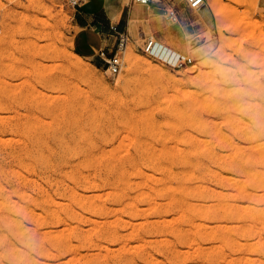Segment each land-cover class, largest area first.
Returning a JSON list of instances; mask_svg holds the SVG:
<instances>
[{
  "label": "rangeland",
  "instance_id": "1",
  "mask_svg": "<svg viewBox=\"0 0 264 264\" xmlns=\"http://www.w3.org/2000/svg\"><path fill=\"white\" fill-rule=\"evenodd\" d=\"M155 4L150 9L134 4L142 19L128 22L116 35L112 53L124 39L121 66L110 75L102 59L93 61L77 50L79 30L65 0H0V200L5 201L0 217L17 220L14 227L20 229L12 237L0 222V236L7 240L0 243V264H264V191L251 188L245 178L247 171L259 170L256 176L264 180V165L252 160L258 149L247 148L264 139V8L256 0H205L202 9L187 8L184 20L170 25L165 3ZM147 37L191 63L171 68L149 57L141 50ZM127 52L147 58L160 71L128 69ZM72 53L103 80L76 72ZM64 113L74 120L63 121ZM229 164L235 169L229 171ZM23 192L26 198H18ZM149 202L153 208L144 210ZM55 230L59 234L53 235ZM32 237L39 239L38 249L26 247ZM55 239L66 247L50 246ZM44 247L47 255L39 252Z\"/></svg>",
  "mask_w": 264,
  "mask_h": 264
},
{
  "label": "bare ground",
  "instance_id": "2",
  "mask_svg": "<svg viewBox=\"0 0 264 264\" xmlns=\"http://www.w3.org/2000/svg\"><path fill=\"white\" fill-rule=\"evenodd\" d=\"M124 2V1H123ZM116 13V12H115ZM113 14H114V12H113ZM112 14V15H113ZM130 18H129V24L130 23H134V22H137L138 20H140V19H142V11H141V9L140 8H138V7H135V8H133V11L131 12V15L129 16ZM142 21V20H141ZM52 37V36H51ZM50 37V38H51ZM52 40H53V38H52ZM162 44V43H161ZM60 51V50H59ZM173 51H175V50H173ZM56 52V51H55ZM177 52V51H176ZM49 53H51V52H49ZM60 54V53H59ZM71 59H70V65H71V67L76 71V72H78V73H80V74H82V75H84V76H86L87 78H89L90 80H93V81H102L103 79H102V76H100L99 74H98V72H97V70L92 66H89L88 64H86V63H84L83 61H82V59H81V57H79L78 55H76V54H74V53H72L71 54V57H70ZM125 60H126V66L128 67V69H130L131 70V68H133L135 65H140V66H143V67H146L147 69H149V70H159L160 71V69L158 68V67H153L152 65H151V63H150V61L147 59V58H144V57H141V56H134V55H132V53H130V52H127L126 53V55H125ZM51 65H53V64H51ZM51 69V68H50ZM193 69V68H192ZM47 72V71H46ZM168 73V72H167ZM45 74V73H44ZM162 74H163V72H162ZM167 75V74H166ZM53 76V75H52ZM171 77V76H170ZM59 78V77H58ZM124 78V77H123ZM60 80H61V78H60ZM124 80V79H123ZM122 83V82H121ZM67 85V84H66ZM48 87V86H47ZM164 88V87H163ZM67 89H69L68 87H67ZM66 89V90H67ZM152 89V88H151ZM57 91V90H56ZM70 92V91H69ZM39 93H41V92H39ZM63 93V92H62ZM152 93V92H151ZM42 94V93H41ZM43 94H45L44 92H43ZM50 95V94H49ZM53 95V94H52ZM42 96V95H41ZM59 96V95H58ZM137 97V96H136ZM147 97H149V96H147ZM43 98V97H42ZM63 98V97H62ZM46 99H48V97L46 98ZM150 99V98H149ZM75 101V100H74ZM131 101V100H130ZM76 104V103H75ZM197 104V103H196ZM53 105V104H52ZM137 105V104H136ZM75 107V106H74ZM67 109V108H66ZM135 109V108H134ZM171 109V108H170ZM67 111V110H66ZM85 111V110H84ZM65 112V111H64ZM213 112V111H212ZM126 113V112H125ZM202 113V112H201ZM112 114V113H111ZM110 114V115H111ZM132 114V113H131ZM167 114V113H166ZM230 114V113H229ZM60 115V114H59ZM129 115V114H128ZM175 115V114H174ZM83 116V115H82ZM113 116V115H112ZM228 116V115H227ZM230 116V115H229ZM260 116V115H259ZM245 117V116H244ZM257 117V116H256ZM184 118H186V119H188V120H191V121H196V122H198V121H200V118L199 117H197V116H193V115H191V114H184ZM250 118V117H249ZM232 119H233V117H232ZM239 120L238 121H240V118H238ZM253 119V118H252ZM255 119V121H256V118H254ZM254 119H253V122H254ZM62 120L63 121H65V122H67V123H69L70 121H73L74 120V117H72L71 115H69V114H66V113H64L63 114V116H62ZM116 120V122H117V119H115ZM178 120V119H177ZM208 120H210V118L208 119ZM264 120V119H263ZM61 121V120H60ZM79 121V120H78ZM211 121V120H210ZM227 121V120H226ZM246 121V120H245ZM250 121V120H249ZM115 122V123H116ZM119 122V121H118ZM139 122H140V120H139ZM208 122V121H207ZM224 122V121H223ZM228 122V121H227ZM243 122V121H242ZM92 123V122H91ZM99 123V122H98ZM147 123V122H146ZM218 123H220L219 121L217 122V125H218ZM222 123V122H221ZM231 123V122H230ZM233 123V122H232ZM116 124H118V123H116ZM214 124H215V122H214ZM237 124V123H236ZM243 124H244V122H243ZM97 125V124H96ZM190 125V124H189ZM258 125H259V123H258ZM70 126V125H69ZM84 126V125H83ZM88 126V125H87ZM163 126V125H162ZM249 126V125H248ZM260 126V125H259ZM107 127V126H106ZM139 127H140V125H139ZM221 127V126H220ZM226 127V126H225ZM224 127V128H225ZM122 128V127H121ZM139 129H141V128H139ZM196 129V128H195ZM263 129V128H262ZM209 131V130H208ZM74 132V131H73ZM140 132V131H139ZM221 132H222V130H221ZM237 132V131H236ZM223 133H225V132H223ZM73 134V133H72ZM76 134H78V133H76ZM85 134V133H84ZM107 134V133H106ZM109 135H110V133H108ZM192 135V134H191ZM262 135L264 136V132L262 133ZM107 136V135H106ZM111 136H112V134H111ZM110 136V137H111ZM213 136H215V135H213ZM226 136H228V135H226ZM100 137V136H99ZM123 137L124 136H122V138H120V139H123ZM190 137V136H189ZM200 137V136H199ZM229 137V136H228ZM252 137H253V135H252ZM74 138V137H73ZM72 138V139H73ZM71 139V140H72ZM99 139V138H98ZM113 139V138H112ZM118 139V138H117ZM198 139V138H197ZM81 140V139H80ZM199 140H200V138H199ZM202 140V139H201ZM206 139H204L203 141H205ZM106 141V140H105ZM111 141V140H110ZM116 141H118V140H116ZM122 141V140H121ZM121 141H119V142H121ZM258 141V142H257ZM62 142H64V141H62ZM99 142V141H98ZM87 143V142H86ZM103 143V142H102ZM111 144H112V141L110 142ZM196 143V142H195ZM104 144V143H103ZM107 144V143H106ZM252 144L253 145H250L249 147H247V148H249V149H258V152H257V154H255L254 155V157H253V159L252 160H254V161H257V162H259L260 164H262V165H264V139H261V138H259L258 140H255V142H252ZM87 146V145H86ZM112 146V145H111ZM241 146H243V145H239V147H241ZM246 146V145H245ZM61 147V146H60ZM113 148V147H112ZM101 149H103L102 147H101ZM111 149V148H110ZM110 149H108V150H110ZM235 149V148H234ZM98 150V149H97ZM107 150V151H108ZM112 150V149H111ZM116 150H117V148H116ZM115 149L113 150V152L114 151H116ZM165 150V149H164ZM240 150V149H239ZM1 151V150H0ZM62 151V150H61ZM100 151H102V150H100ZM141 151V150H140ZM80 152V151H79ZM97 152V151H96ZM105 152H106V150H105ZM137 152V151H136ZM167 152V151H166ZM202 152V151H201ZM246 152V151H245ZM6 153V152H5ZM100 153V152H99ZM104 153V151H102L101 152V154H103ZM144 153V152H143ZM234 153V152H233ZM248 153V152H247ZM114 154V153H113ZM141 154V153H140ZM156 154V153H155ZM92 155V154H91ZM94 155V154H93ZM97 155H99V154H97ZM96 155V156H97ZM105 155V154H104ZM234 155H236V154H234ZM233 155V156H234ZM81 156V155H80ZM95 156V157H96ZM218 156V155H217ZM221 156H222V154H221ZM226 156V155H225ZM229 156L231 157V155L229 154ZM99 157H101V156H99ZM192 157V156H191ZM96 158H98V157H96ZM103 158V157H102ZM1 159V158H0ZM86 159H87V157H86ZM93 159H94V157H93ZM3 160V159H2ZM103 160V159H102ZM236 160V159H235ZM172 161V160H171ZM241 161V160H240ZM247 162H250L251 160L250 159H248V160H246ZM103 162V161H102ZM142 162V161H141ZM246 162V163H247ZM129 163V162H128ZM224 163V162H223ZM88 164V163H87ZM137 164H139V163H137ZM189 164V163H188ZM64 165V164H63ZM97 165V164H96ZM146 165V164H145ZM154 166V165H153ZM197 166V165H196ZM25 167V166H24ZM28 167V166H27ZM32 167V166H31ZM69 167V166H68ZM73 167V166H72ZM78 167H79V165H78ZM97 167V166H96ZM113 167V166H112ZM147 167V166H146ZM225 167H227L228 169H229V171L230 170H233V169H235V165L234 164H229V165H227V166H225ZM90 168V167H89ZM92 168V167H91ZM159 168V167H158ZM226 168V169H227ZM9 169V168H8ZM16 169V168H15ZM14 169V170H15ZM93 169V168H92ZM98 169V168H97ZM160 169H161V167H160ZM10 170V169H9ZM13 170V169H12ZM112 170V169H111ZM136 170L138 171V168H136ZM195 170V169H194ZM214 170V169H213ZM223 170V169H222ZM258 170V169H257ZM17 171V170H16ZM25 171H26V169H25ZM76 171V170H75ZM86 171V170H85ZM128 171V170H127ZM235 171V170H234ZM1 172H2V170H1ZM27 172V171H26ZM130 172V171H129ZM148 172V171H147ZM146 172V173H147ZM182 172V171H181ZM261 172V171H260ZM259 172V170L258 171H253V170H250V171H247L246 172V174H245V178H246V180L247 181H249V184H250V187L251 188H253V189H261V190H263L264 191V180L263 179H261V178H259V177H257L256 176V173H260ZM5 173H6V171H5ZM29 173V172H28ZM27 173V174H28ZM58 173H59V171H58ZM76 173V172H75ZM157 173V172H156ZM158 173H159V171H158ZM215 173H218V171L217 172H215ZM3 174V173H2ZM20 174V173H19ZM31 174V173H30ZM103 174V173H102ZM141 174V173H140ZM148 174V173H147ZM177 174V173H176ZM188 174V173H187ZM190 174V173H189ZM192 174V173H191ZM221 174V173H220ZM9 175V174H8ZM24 175V174H23ZM62 175V174H61ZM89 175V174H88ZM111 175V174H110ZM123 175V174H122ZM195 175V174H194ZM218 175V174H217ZM240 175V174H239ZM241 175H243L242 173H241ZM7 176V175H6ZM5 176V177H6ZM21 176V175H20ZM43 176V175H42ZM59 176H60V174H59ZM67 176V175H66ZM93 176V175H92ZM117 176H118V174H117ZM182 176V175H181ZM224 175H222V178L224 179V177H223ZM229 175H227V177H226V179L227 180H230V176L228 177ZM244 176V175H243ZM25 177V176H24ZM51 177V176H50ZM89 177V176H88ZM99 177V176H98ZM113 177V176H112ZM145 177V176H144ZM16 178H17V176H16ZM54 178H56V177H54ZM86 178V177H85ZM96 178H97V176H96ZM103 178V177H102ZM146 178V177H145ZM153 178V177H152ZM233 178V177H232ZM231 178V179H232ZM237 178V177H236ZM236 178H235V180H236ZM241 178V177H240ZM6 179V178H5ZM18 179V178H17ZM20 179V178H19ZM28 179H29V177H28ZM40 179V178H39ZM69 179V178H68ZM71 179V178H70ZM69 179V180H70ZM79 179V178H78ZM83 179V178H82ZM148 179V178H147ZM234 179V178H233ZM45 180V179H44ZM73 180V179H72ZM136 180V179H135ZM134 180V181H135ZM154 180V179H153ZM210 180V179H209ZM245 180V179H244ZM10 181V180H9ZM43 181V180H42ZM46 182L48 181L47 179L45 180ZM71 181V180H70ZM81 181V180H80ZM84 181V180H83ZM112 181V180H111ZM133 181V180H132ZM145 181V180H144ZM150 181V180H149ZM237 181H239V180H237ZM128 182H130V181H128ZM8 183V182H7ZM12 183V182H11ZM72 183V182H71ZM109 183V182H108ZM121 183V182H120ZM215 183V182H214ZM238 183V182H237ZM26 184H28V182L26 183ZM50 184V183H49ZM53 184V183H52ZM56 184V183H55ZM61 184V183H60ZM90 184V183H89ZM110 184V183H109ZM227 184H229V183H227ZM235 184V183H234ZM1 185V184H0ZM31 185V184H30ZM41 185V184H40ZM51 185V184H50ZM84 185V184H83ZM136 185V184H135ZM140 185V184H139ZM148 185V184H147ZM3 186V185H2ZM9 186V185H8ZM37 186H38V183H37ZM48 186V185H47ZM195 186V185H194ZM206 186V185H205ZM138 187V186H137ZM185 187V186H184ZM197 187V186H196ZM201 187V186H200ZM1 188H3V187H1ZM35 188V187H34ZM64 188V187H63ZM71 188V187H70ZM167 188V187H166ZM169 188V187H168ZM173 187H171V189H172ZM210 188V187H209ZM5 189V191H6V188H4ZM35 189H38V188H35ZM41 189V188H40ZM68 189V188H67ZM74 189V188H73ZM82 189H83V186H82ZM81 189V190H82ZM93 189H95V188H93ZM182 189V188H181ZM53 190V189H52ZM72 189H70V191H71ZM84 190V189H83ZM129 190V189H128ZM214 190V189H213ZM42 191V190H41ZM44 191H45V189H44ZM106 191V190H105ZM130 191V190H129ZM195 191V190H194ZM204 191V190H203ZM215 191V190H214ZM2 192V191H1ZM22 192V191H21ZM26 192V191H25ZM55 192V191H54ZM64 192V191H63ZM73 191H71V193H72ZM76 192V191H75ZM205 192V191H204ZM218 192H221V191H218ZM224 192H226V191H224ZM234 192V191H233ZM46 193V192H45ZM45 193H43V194H45ZM103 192H101V194H102ZM105 193V192H104ZM124 193V192H123ZM183 193V192H182ZM214 193V192H213ZM223 193V192H222ZM262 193V192H261ZM28 194V193H27ZM31 194V193H30ZM34 194V193H33ZM39 194V193H38ZM50 194V193H49ZM60 194V193H59ZM77 194H79V193H77ZM81 194V193H80ZM98 194H99V192H98ZM98 194L97 193H95V195H97V197H98ZM101 194H99V195H101ZM139 194V193H138ZM229 194V193H228ZM231 194V193H230ZM234 194V193H233ZM236 194L237 195H241V196H243V197H248V196H250L249 194H251V193H245L244 191H237L236 192ZM259 194H260V192H259ZM82 195V194H81ZM80 195V197H82ZM90 195V194H89ZM140 195V194H139ZM185 195V194H184ZM221 195V194H220ZM232 195V194H231ZM230 195V196H231ZM256 195V194H255ZM48 196V195H47ZM70 196V195H69ZM68 196V197H69ZM85 196V195H84ZM103 196H104V194H103ZM122 196H124L123 194H122ZM134 196H136V194L134 195ZM134 196H133V198H134ZM216 196V195H215ZM17 197L18 198H20V199H25L26 198V195L24 194V192L23 193H17ZM37 197V196H36ZM59 197H61V196H59ZM67 197V198H68ZM89 197H93V196H89ZM100 197V196H99ZM98 197V198H99ZM108 197V196H107ZM115 197V196H114ZM161 197V196H160ZM186 197V196H185ZM44 198V197H43ZM55 198V197H54ZM86 198V197H85ZM110 198V197H109ZM123 198H125V197H123ZM184 198V197H183ZM10 199H12V198H10ZM46 199V198H45ZM76 199V201H78L79 202V198H75ZM102 199V198H101ZM113 199V198H112ZM167 199V198H166ZM210 199H212V198H210ZM13 200V199H12ZM69 200V199H68ZM83 200V199H82ZM91 200H93L92 198H91ZM90 199H89V201H91ZM111 200V199H110ZM141 200V199H140ZM165 200V199H164ZM169 200H173V199H171V198H169ZM168 200V201H169ZM205 200H206V198H205ZM241 200V199H240ZM9 201V200H8ZM7 201V202H8ZM16 201V200H15ZM15 201H14V203H15ZM49 201H51L50 199H49ZM60 201V200H59ZM106 201V200H105ZM126 201V200H125ZM155 201V200H154ZM160 201V200H159ZM158 201V202H159ZM167 201V200H166ZM167 201V202H168ZM215 201V200H214ZM2 202H5L4 201V199L2 200H0V205L2 204ZM11 202V201H10ZM31 202V201H30ZM52 202H54V201H52ZM57 202V201H56ZM65 202V201H64ZM73 202V201H72ZM110 202V201H109ZM155 202H157V201H155ZM161 202H163V200L161 201ZM165 202V201H164ZM263 202H264V200H263ZM35 203V202H34ZM57 203H59V202H57ZM63 203V202H62ZM66 203V202H65ZM113 203V202H112ZM129 203V202H128ZM191 203V202H190ZM210 203V202H209ZM234 203V202H233ZM236 203V202H235ZM234 203V204H235ZM96 204V203H95ZM154 204V203H153ZM204 204H206V203H204ZM211 204V203H210ZM227 204H229L228 203V201H227ZM238 204V203H237ZM241 204V203H240ZM248 204V203H247ZM11 205V204H10ZM19 205H21V204H19ZM47 205V204H46ZM99 205V204H98ZM97 205V206H98ZM125 205V204H124ZM157 205V204H156ZM180 205V204H179ZM191 205V204H190ZM193 205V204H192ZM222 205V203L220 204V206ZM233 205V204H232ZM242 205V204H241ZM3 206V205H2ZM13 207H14V205H12ZM18 206V205H17ZM57 206V205H56ZM77 206V205H76ZM84 206V205H83ZM154 206V205H153ZM153 206L150 204V202L147 204V207H142V208H144V210H148V209H150V208H153ZM204 206V205H203ZM217 206V205H216ZM215 206V207H216ZM226 206V205H225ZM240 206V205H239ZM244 205H242L241 207H243ZM252 206H254V205H252ZM82 207V206H81ZM104 207H107V206H105L104 205ZM140 207V208H141ZM161 207V206H160ZM181 207V206H180ZM192 207V206H191ZM245 207H246V205H245ZM244 207V208H245ZM78 208V207H77ZM79 208H80V206H79ZM101 208V207H100ZM108 208V210H110V207H107ZM135 208H137V207H135L134 206V208L132 207V209H135ZM140 208L138 207V210L139 211H141L142 212V208H141V210H140ZM165 208V207H164ZM263 208V207H262ZM93 211H96L97 210V208L96 207H92L91 208ZM1 210H2V208H1ZM13 210H14V208H13ZM16 210H20L19 208H17ZM30 210H33V208H30ZM74 210H75V208H74ZM87 210H88V208H87ZM101 210H102V208H101ZM157 210L159 211V208H157ZM203 210L205 211V207L203 208ZM260 210H261V208H260ZM106 211V210H105ZM111 211V210H110ZM138 211V212H139ZM12 212V211H11ZM42 212V211H41ZM61 212V211H60ZM75 212V211H74ZM85 212H87V211H85ZM106 212H108V211H106ZM125 212V211H124ZM154 212V211H153ZM186 212V211H185ZM30 213V212H29ZM33 213V212H32ZM34 213H36V211L34 212ZM38 213V212H37ZM101 213V212H100ZM143 213V212H142ZM162 213V212H161ZM181 213V212H180ZM199 215L201 214V211H198L197 212ZM245 213V212H244ZM262 213V212H261ZM9 214V213H8ZM58 214V213H57ZM79 214V213H78ZM116 214V213H115ZM164 214V213H163ZM190 214H193L194 215V213H190ZM242 214V213H241ZM63 215V214H62ZM69 215V214H68ZM91 215V214H90ZM124 215V214H123ZM156 215V214H155ZM154 215V216H155ZM162 215V214H161ZM176 215V214H175ZM180 215V214H179ZM178 215V216H179ZM214 215V214H213ZM216 215L217 216H219L220 215V211H218V213H216ZM231 215L232 216H234L235 215V213L234 212H231ZM237 215V214H236ZM97 216V215H96ZM149 216V215H148ZM151 216V215H150ZM160 216V215H159ZM174 216V215H173ZM177 216V217H178ZM2 217V216H1ZM0 217V222H2L1 224L9 231V234L12 236V237H18L20 234V229L19 228H16V227H14V224H16V225H18V221L17 220H13V219H7V218H1ZM53 217V216H52ZM72 217V216H71ZM86 217V216H85ZM88 217V216H87ZM127 217V216H126ZM81 218H83L82 216H81ZM203 218V217H202ZM202 218H201V220H202ZM19 219V218H18ZM115 219H117V218H115ZM120 219V218H119ZM167 219V218H166ZM219 218H217V220H218ZM242 219V218H241ZM84 220V219H83ZM93 220V219H92ZM110 220V219H109ZM163 220V219H162ZM170 221H174L175 220V218L173 219V217H172V219H169ZM169 220L167 219V221L169 222ZM24 221V220H23ZM59 221V220H58ZM64 221V220H63ZM69 221V220H68ZM81 221V220H80ZM94 221V222H93ZM92 221V223L93 224H96V223H99V221L97 222V221H95V220H93ZM101 221V220H100ZM127 221V220H126ZM145 221V220H144ZM229 221V220H228ZM232 221V220H231ZM26 222V221H25ZM110 222V221H109ZM120 222V221H119ZM140 222V221H139ZM139 222H137L138 224H139ZM143 222V221H142ZM153 222V221H152ZM157 222H158V220H157ZM160 222V221H159ZM164 222H166V220L164 219ZM167 222V223H168ZM216 222V221H215ZM219 222V221H218ZM261 222V221H260ZM57 223V222H56ZM101 223H102V221H101ZM105 222H103V224H104ZM123 221H122V225H123ZM131 223V222H130ZM136 223V224H137ZM161 223H162V221H161ZM0 224V225H1ZM50 224V223H49ZM69 224V223H68ZM93 224H92V228H93ZM133 224H135V223H133ZM150 224V223H149ZM195 226H199V224H195V223H193ZM248 224H250V223H248ZM23 225V224H22ZM97 225V224H96ZM106 225H107V221H106ZM108 225H109V223H108ZM107 225V226H108ZM113 225H114V220H113ZM156 225V224H155ZM163 225V224H162ZM193 225V226H194ZM200 225H201V223H200ZM226 225V224H225ZM232 225H234V224H232ZM231 225V226H232ZM19 226V225H18ZM26 226V225H25ZM57 226V225H56ZM69 226H71V225H69ZM74 226V225H73ZM125 226V225H124ZM127 226H128V224H127ZM138 226V225H137ZM137 226H135V227H137ZM217 225H215V226H213V227H216ZM227 226H229V225H227ZM226 226V227H227ZM235 226H236V224H235ZM240 226V225H239ZM260 226H262L261 224H260ZM95 227V226H94ZM99 227V226H98ZM106 227V226H105ZM135 227H131L130 228V230H133ZM146 227H147V225H146ZM233 227V226H232ZM249 227H251V226H249ZM258 227V226H257ZM25 228V227H24ZM74 228V227H73ZM87 228V227H86ZM90 228V227H89ZM127 228V227H126ZM193 228V227H192ZM203 228H204V225H203ZM205 228H207L208 229V227H206V225H205ZM224 228V227H223ZM254 228H255V226H254ZM60 229V228H59ZM58 229V230H59ZM69 230H70V228H68ZM85 229V228H84ZM83 229V231H85ZM94 229V228H93ZM261 229H262V227H261ZM25 230V229H24ZM23 230V231H24ZM31 230V229H30ZM48 230V229H47ZM49 230H50V228H49ZM54 230V229H53ZM58 230H55V231H52V233H53V235L54 234H57L58 233ZM61 231H62V229H60ZM67 230V229H66ZM82 230V229H81ZM120 230H122V229H120ZM196 230V229H195ZM214 230V229H213ZM51 231V230H50ZM209 231V230H208ZM253 231H254V229H253ZM253 231H251L252 233H253ZM258 231V230H257ZM42 232V231H41ZM60 232V231H59ZM67 232V231H66ZM85 232H87V231H85ZM129 232H131V231H129ZM140 232V231H139ZM171 232V231H170ZM26 233V232H25ZM33 233H35V232H33ZM38 233V232H37ZM97 233V232H96ZM109 233V232H108ZM169 233V232H168ZM199 233V232H198ZM214 233V232H213ZM223 233V232H222ZM257 233V232H256ZM263 233V232H262ZM2 234V233H1ZM31 234V233H30ZM59 234V233H58ZM67 234V233H66ZM90 234V233H89ZM145 234V233H144ZM150 234V233H149ZM205 234V233H204ZM244 234V233H243ZM52 235V234H51ZM123 235V234H122ZM154 235V234H153ZM176 235H179V234H176ZM181 235V234H180ZM224 235V234H223ZM68 236V235H67ZM73 236V235H72ZM129 236V235H128ZM134 236V235H133ZM155 236H156V234H155ZM182 236V235H181ZM27 237H28V235H27ZM52 237V236H51ZM89 237V236H88ZM111 238H112V236H110ZM119 237H121V236H119ZM177 237V236H176ZM183 237V236H182ZM210 237V236H209ZM94 238H96V236L94 237ZM159 238H160V236H159ZM178 238H181V237H178ZM189 238V237H188ZM187 238V239H188ZM77 239H79V238H77ZM89 239V238H88ZM98 239V238H97ZM96 239V240H97ZM118 239V238H117ZM153 239H154V237H153ZM162 239H164V238H162ZM243 239V238H242ZM72 240V239H71ZM103 240V239H102ZM140 240V239H139ZM188 240H190V238L188 239ZM214 240V239H213ZM257 240V242H259V239H256ZM7 240L6 239H3V237H1L0 236V243H3V242H6ZM70 241V240H69ZM158 241L160 242V240L158 239ZM162 241V240H161ZM237 241V240H236ZM16 242V241H15ZM46 242L47 241H45V244H46ZM85 242V241H84ZM87 242V241H86ZM109 242H111L110 240H109ZM178 242V241H177ZM193 242V241H192ZM206 242V241H205ZM210 242V241H209ZM261 242V241H260ZM25 243V245H26V247H29L30 249H38V246H39V239L38 238H36V237H32L31 239H27L26 240V242H24ZM83 243V242H82ZM112 243V242H111ZM115 243V242H114ZM127 243V242H126ZM144 243V242H143ZM227 243V242H226ZM69 244V243H68ZM128 244V243H127ZM192 244V243H191ZM198 244V243H197ZM256 244V243H255ZM49 245L50 246H52V247H56V249H63L64 247H66V245L63 243V242H61V240L60 239H55V240H52V241H49ZM73 245V244H72ZM78 245V244H77ZM90 245V244H89ZM129 245H131V244H129ZM133 245V244H132ZM131 245V246H132ZM135 245V244H134ZM139 245L140 244H138V246L137 247H139ZM177 245V244H176ZM189 245V244H188ZM196 245V244H195ZM213 245V244H212ZM264 245V244H263ZM136 246V245H135ZM169 246V245H168ZM167 246V247H168ZM178 246V245H177ZM181 246V245H180ZM186 246V245H185ZM215 246V245H214ZM99 247H100V245H99ZM104 247H105V245H104ZM103 247V248H104ZM128 248H129V246H127ZM198 247V246H197ZM201 247V246H200ZM207 247V246H206ZM225 247V246H224ZM73 248V247H72ZM76 248V247H75ZM87 248V247H86ZM93 248V247H92ZM106 248V247H105ZM104 248V251H106L107 249H105ZM204 248V247H203ZM213 248V247H212ZM222 248V247H221ZM96 249H97V247H96ZM102 249V248H101ZM119 249V248H118ZM127 249V248H126ZM135 249V248H134ZM138 249V248H137ZM150 249V248H149ZM170 249V248H169ZM194 249H197L196 247L194 248ZM87 250V249H86ZM131 250V249H130ZM168 250V249H167ZM176 250H178V249H176ZM182 250V249H181ZM228 250H229V248H228ZM49 249H47V248H42L41 250H39V252H42V254H44V255H47L48 253H49ZM74 251V250H73ZM98 251H99V248H98ZM113 251V250H112ZM116 251V250H115ZM175 251V250H174ZM192 251H194V250H192ZM21 252H23V250L21 251ZM32 252H33V250H32ZM70 252H71V248H70ZM106 252H108V251H106ZM111 252V251H110ZM109 252V253H110ZM167 252V251H166ZM176 252V251H175ZM174 252V253H175ZM182 252L183 253H185L186 254V252H184V250H182ZM187 252H189V251H187ZM195 252V251H194ZM1 253H2V251H1ZM59 253V252H58ZM76 253V252H75ZM97 253V252H96ZM148 253V252H147ZM183 253H181V255H183ZM196 253V252H195ZM3 254V253H2ZM89 254V253H88ZM98 254V253H97ZM107 254V253H106ZM136 254V253H135ZM180 254V253H179ZM188 254V253H187ZM226 254V253H225ZM19 255V254H18ZM29 255V254H28ZM27 255V256H28ZM50 255V254H49ZM53 255V254H52ZM79 255V254H78ZM93 255H94V253H93ZM100 255V254H99ZM121 255V254H120ZM139 255V254H138ZM147 255V254H146ZM169 255H170V253H169ZM257 255V254H256ZM259 255V254H258ZM3 256V255H2ZM1 256V257H2ZM55 256V255H54ZM72 256V255H71ZM70 256V258L72 259V257ZM80 256V255H79ZM88 256H91V253H90V255H88ZM116 256V255H115ZM140 256V255H139ZM150 256V255H149ZM158 256H161V255H158ZM226 256V255H225ZM7 257V256H6ZM8 257H10V255L8 254ZM86 257V256H85ZM136 257V256H135ZM241 257V256H240ZM240 257H239V259H240ZM243 257V256H242ZM247 257V256H246ZM246 257H245V259H246ZM20 258V257H19ZM57 258V257H56ZM74 258V257H73ZM103 258V257H102ZM133 258V257H132ZM139 258V257H138ZM161 258H163V257H161ZM201 258V257H200ZM236 258H238V257H236ZM251 259H252V257H250ZM250 258L248 259V260H250ZM34 259V258H33ZM51 259H54V258H51ZM77 259H79V258H77ZM81 259H82V257H81ZM113 259V258H112ZM140 259V258H139ZM156 258H154V260H155ZM196 259V258H195ZM222 259V258H221ZM231 259H233V258H231ZM72 260H74V259H72ZM76 260V259H75ZM138 260V259H137ZM158 260V259H157ZM207 260V259H206ZM225 260V259H224ZM30 261V260H29ZM64 261V260H63ZM110 261V260H109ZM159 261V260H158ZM166 261V260H165ZM171 261V260H170ZM227 261V260H226ZM251 261V260H250ZM259 261V260H258ZM64 262H66V261H64ZM71 262V261H70ZM138 262V261H137ZM190 262V261H189ZM198 262V261H197ZM225 262V261H224ZM224 262H223V264H224ZM231 262V261H230ZM243 262V261H242ZM43 263H45V262H43ZM241 263V262H240ZM20 264H21V262H20ZM25 264V263H24ZM51 264V263H50ZM58 264H59V262H58ZM102 264V263H101ZM143 264V263H142ZM167 264V263H166ZM225 264H226V262H225ZM254 264V263H253Z\"/></svg>",
  "mask_w": 264,
  "mask_h": 264
},
{
  "label": "crops",
  "instance_id": "3",
  "mask_svg": "<svg viewBox=\"0 0 264 264\" xmlns=\"http://www.w3.org/2000/svg\"><path fill=\"white\" fill-rule=\"evenodd\" d=\"M168 4L178 15L175 23L184 20V16L189 14L183 0H174ZM256 4L258 8H264V0H256ZM155 6L153 3L145 8ZM133 8L134 3L131 0H81L79 7L71 12L73 25L79 30L75 39L77 50L93 61L101 60L95 53L97 50H103L105 56L112 54L116 35H121L128 29Z\"/></svg>",
  "mask_w": 264,
  "mask_h": 264
},
{
  "label": "built area",
  "instance_id": "4",
  "mask_svg": "<svg viewBox=\"0 0 264 264\" xmlns=\"http://www.w3.org/2000/svg\"><path fill=\"white\" fill-rule=\"evenodd\" d=\"M81 0H65L67 8L70 11L75 10L79 7ZM132 3L142 5L144 7H149L156 1L160 0H131ZM174 0H165L163 1L165 5L163 6V13H164V20L167 23H175L177 21L178 15L175 9L170 6L168 3ZM187 8L191 10H200L205 6V0H183ZM124 39L120 37L119 42L117 44L116 50L114 53L110 54L109 56H105L103 50H99L98 56L103 60V65L110 73V75H115L118 73L121 61L118 55V51L121 49L123 45ZM144 54L148 55L151 58L157 59L163 64L171 68H179L183 65L190 64L192 59L173 51L168 46L161 44L160 42L156 41L153 37L144 38L142 48Z\"/></svg>",
  "mask_w": 264,
  "mask_h": 264
}]
</instances>
